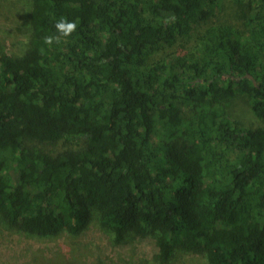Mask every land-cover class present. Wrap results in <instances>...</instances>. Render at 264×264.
Masks as SVG:
<instances>
[{
    "label": "trees",
    "instance_id": "obj_1",
    "mask_svg": "<svg viewBox=\"0 0 264 264\" xmlns=\"http://www.w3.org/2000/svg\"><path fill=\"white\" fill-rule=\"evenodd\" d=\"M221 1L20 0L0 38V227L96 222L115 246L155 239L144 264H264V0H229L227 21ZM61 17L76 32L45 45Z\"/></svg>",
    "mask_w": 264,
    "mask_h": 264
},
{
    "label": "rangeland",
    "instance_id": "obj_2",
    "mask_svg": "<svg viewBox=\"0 0 264 264\" xmlns=\"http://www.w3.org/2000/svg\"><path fill=\"white\" fill-rule=\"evenodd\" d=\"M221 3L223 5L216 18L220 21L233 18L235 10L232 3L229 0ZM23 8L20 0H0V38L7 49L11 48L13 34L20 35L17 26L22 22ZM231 112L234 119L248 127L261 125L245 101L237 100ZM158 251L155 239L149 236L137 238L129 245H112L109 236L96 222L78 236L63 230L53 238L33 237L0 227V264H144L151 261ZM174 264H204V261L190 255L179 257Z\"/></svg>",
    "mask_w": 264,
    "mask_h": 264
},
{
    "label": "clouds",
    "instance_id": "obj_3",
    "mask_svg": "<svg viewBox=\"0 0 264 264\" xmlns=\"http://www.w3.org/2000/svg\"><path fill=\"white\" fill-rule=\"evenodd\" d=\"M56 30V35L45 36L43 42L45 45L51 46L54 42L59 44L62 39L71 37L77 30V23L75 21H69L64 17L58 19L54 25Z\"/></svg>",
    "mask_w": 264,
    "mask_h": 264
}]
</instances>
